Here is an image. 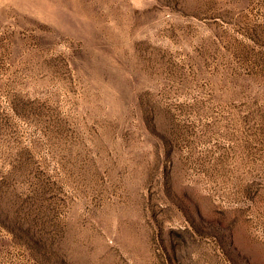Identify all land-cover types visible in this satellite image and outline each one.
Returning <instances> with one entry per match:
<instances>
[{"label":"rangeland","instance_id":"rangeland-1","mask_svg":"<svg viewBox=\"0 0 264 264\" xmlns=\"http://www.w3.org/2000/svg\"><path fill=\"white\" fill-rule=\"evenodd\" d=\"M0 264H264V0H0Z\"/></svg>","mask_w":264,"mask_h":264}]
</instances>
